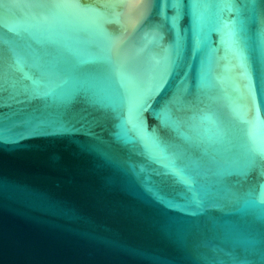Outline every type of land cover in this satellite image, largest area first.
<instances>
[{"label":"water","instance_id":"water-1","mask_svg":"<svg viewBox=\"0 0 264 264\" xmlns=\"http://www.w3.org/2000/svg\"><path fill=\"white\" fill-rule=\"evenodd\" d=\"M0 264H264V0H0Z\"/></svg>","mask_w":264,"mask_h":264}]
</instances>
